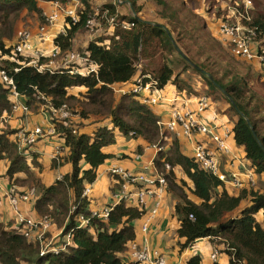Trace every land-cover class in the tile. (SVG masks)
Listing matches in <instances>:
<instances>
[{
	"label": "trees",
	"instance_id": "obj_1",
	"mask_svg": "<svg viewBox=\"0 0 264 264\" xmlns=\"http://www.w3.org/2000/svg\"><path fill=\"white\" fill-rule=\"evenodd\" d=\"M38 1L0 0V72L13 81L19 95L14 98L12 87L0 76V162L7 163L4 175L17 188L14 189L17 197L34 192L32 201L38 223L47 221L49 227L40 241L35 231L17 225L16 216L8 225L0 221V264L129 263L132 258L131 250L129 256L130 245L136 239L135 222L146 214L145 207L129 206L126 200H118L117 193L114 204L101 209L102 214L97 212L94 215L96 212L90 209L89 196L84 195L86 188L97 180L99 168L112 158L105 149L116 143L117 132L130 138H143L152 146L164 148L155 165L163 172L166 189L180 199L175 211L180 222L177 236L185 240V244H181L182 250L210 237L214 247H224L222 252L229 257V264H264V92H258L252 86L251 71L239 70L209 31V26L227 17V9H222L220 4L214 8L216 0H148L159 7L158 17L164 22L163 26H156L128 13L122 14L116 2L100 5L95 16V0H79L78 21L68 17L64 33L55 39L59 53L55 56H25L16 51L17 43L12 42L18 39V21L24 20L28 14L30 20L50 25ZM47 1L65 3L69 0ZM128 1L134 13L141 17L142 6L137 0ZM239 1L242 0L230 3L234 6ZM253 2L254 9L249 11L251 20L243 22L251 28H258L259 40L264 43V2ZM193 11L208 18L198 17ZM93 17L99 24L114 27L112 35L97 36L80 52L81 58L95 65L97 70L81 74L79 58L65 59L67 68L54 69L57 57L67 58L72 53L73 40L79 32L87 29V23ZM111 19L113 23L110 24ZM123 23L133 26L124 29ZM173 40L192 62L212 76L214 83L179 54L181 61L199 73L238 117L234 139L236 145L244 149L248 167L259 178L257 189L243 186L238 192L230 193L224 182L183 153L175 136L169 140L171 133L166 131L162 135L159 118L151 106L142 103L137 95L115 91L135 83L140 62L153 61L158 55L168 60L172 53H177ZM221 55L223 62L217 57ZM169 63H164L157 74L153 69L151 78L158 82L160 90L173 84L182 91L180 74L176 76ZM253 63H259L264 75V62ZM46 65L49 68L46 69ZM40 66L45 67L40 69ZM140 71V76H150L147 75L149 70L143 68ZM116 85L121 86L114 88ZM81 87L87 90L86 93H70L71 89ZM115 94L120 98L117 99ZM22 106H26L27 111ZM63 108L71 116L56 117L51 121L53 136L64 139L68 154L54 158L52 168L67 164L71 165V171L47 185L38 176L43 168L40 154L33 151L37 141L34 144L25 141L29 133L23 132L22 128H13L8 120L17 111L23 116L43 111L51 119L54 110ZM94 117L97 118L94 124L98 126L88 132L85 121ZM107 119L111 127L99 126ZM176 168L182 169L191 181V187L185 181L177 182ZM114 178L112 193H116V188L125 182L120 175ZM186 186L198 203L188 199ZM243 202L249 204L242 208ZM239 211L234 219L231 214ZM259 213L262 221L256 218ZM51 225L54 227L50 229ZM57 230H62L60 237L52 246L48 245V239L54 237ZM201 261L199 256L193 257L187 264H201Z\"/></svg>",
	"mask_w": 264,
	"mask_h": 264
},
{
	"label": "crops",
	"instance_id": "obj_2",
	"mask_svg": "<svg viewBox=\"0 0 264 264\" xmlns=\"http://www.w3.org/2000/svg\"><path fill=\"white\" fill-rule=\"evenodd\" d=\"M216 1H217V5L214 6L216 9L218 8V4H220L222 9H227L229 6L232 5V3H230V0L228 1L227 0L225 1L216 0ZM39 2H43V4H39ZM106 2H110V3L116 2L119 6L118 11L121 12L122 14L128 13L135 17L138 16L134 13L133 8L128 0H95L94 1L95 6L93 8H95L96 14H98L99 12V6L102 4H105ZM137 2L139 6H142L141 17L138 16L140 20H143L151 24H158L161 26L164 25V22L161 21L158 17L159 7L157 9L156 14H157V17L160 23L150 22L149 17L156 16L155 14H153L155 7L150 4L153 2L148 1V0H137ZM80 3L81 2L79 0H71L65 3L58 2V1H47V0L38 1V5L42 9L43 14L47 17V20L50 22V25H40L39 23L35 21H30L32 23V26H34L36 30L35 37H37V35L39 34L38 28L40 26L41 28H45V35H44L45 40L42 42L39 41L38 38H35V40H33L37 42L40 46L45 47L44 49L41 50V52L37 51V53L45 55V56H48V54L56 53L57 50H56V45H55V39L60 34L64 33L67 27V23L65 20L66 18L69 17V15L67 14V11H73L74 15L77 16L78 9L81 6ZM153 4L157 6L155 3ZM204 4L205 6H207L206 3ZM197 13L199 14V12ZM199 15H201L200 17L202 18L205 17V15L203 16V14L201 13ZM53 16L57 17L56 21L52 19ZM205 18H208V16H206ZM108 22L110 24L113 23L112 19ZM215 25L216 24H212L211 25L212 27L209 26V31L214 37V39H216L217 42H220L221 39L219 35L215 32L216 31ZM99 27L100 28L98 29L97 33L94 36L86 29L85 31L79 32L77 37L73 40L72 53L78 54L79 59H80L79 60L77 56V59L79 60L78 65L80 66L79 72H82L81 74L83 75L86 74V72H88V67L92 68L95 71L97 70V67L91 64L89 61L82 59L80 52L82 50H85L88 44L91 43L93 39H96L97 36L101 37V36L112 35L114 32V27H112V25L110 26L109 24L107 25L106 23H104L103 25L100 23ZM164 27L166 28L167 31H169L166 25ZM14 40L12 42L16 43V38ZM12 42H8V43H12ZM65 59L66 58L64 56L57 57V60L54 63V69H63L64 67L67 68L68 63L65 61ZM139 64H138V68L142 70L143 63L140 62ZM140 70L136 78H134L135 80L140 76L141 74ZM147 75H150L151 77L150 72H147ZM119 86L121 85H116L114 86V88H117ZM171 89L173 90L172 95H169L168 93H166L164 89L161 90L160 91L161 94L160 92L159 94L161 97H163V99L156 106H151L152 110L158 116L159 120L160 121L162 120L165 123H167L171 119L174 109H180V110L185 109L186 110L189 108L191 110H195L197 108L198 98L202 95H206V94L198 93L196 91H191V92H185L184 90L179 91L176 85L171 86ZM117 90L118 89H115L116 92ZM86 91L87 90L85 88L81 87V88L71 89L70 93L80 95V93H86ZM115 96L117 99L120 98L119 94H115ZM174 97H176L175 102L171 101L170 99V98L173 99ZM23 102L25 103V100H23ZM220 107L224 109V113H225L227 110V106L225 107L222 106L220 102L218 103V106H216L215 103L213 102L212 108L207 111L208 113L206 112L207 114L206 113L202 114L201 118L203 119V121H206L209 124L219 125L220 131L222 129V133L224 136L226 135L225 130L229 129L231 132L230 135H232L234 138V126H235L236 121H234L233 119L229 120L221 111H220L221 114L220 113L218 114V110ZM13 115H14L13 118L9 119L8 122L11 124L13 128H16V129L22 128L23 132L26 131L27 134L33 133L38 128L42 129L44 132H48V131L52 132L51 130L54 129V125L51 122L50 118L43 111H40L37 113H30L27 116H23L22 114H20L19 111H17V112H14ZM17 117H20V118H17ZM94 119L95 117L91 120L88 119V121H85V124L88 125L86 131L93 132L97 128L98 124H93L95 121ZM78 122H82V120L78 119ZM231 122L232 124L234 123L232 126L230 124ZM99 126L111 127L110 120L107 119L103 121ZM230 135L228 136V138L230 137ZM175 137L178 139L179 143L182 145L183 153L187 155L188 157H191L192 156L191 153L193 150L192 144L181 136H175ZM121 138H123V141L126 139H130V137H126L122 135L121 133L117 132V139L114 145L118 144ZM172 139H173V136H170L169 140H172ZM196 142H201L205 144L206 147L209 148L210 150H213V151L217 150V145L211 142L210 139L205 138L204 136L198 135L196 138ZM33 146L35 147L33 148V151H37L40 154L39 161L41 162L43 169L41 173L39 172L40 174L38 173V176L42 178V181L45 184L50 185L55 180H59L60 178L63 177L64 174L71 171V165H67V164L61 166L58 169L52 168V163H53L54 158H56L59 155L63 157L68 154V149L64 148V139L58 136L50 135L49 137L45 139L39 140ZM226 147L228 148V152L226 153V156L222 155L220 157L221 169L225 173H229V172L238 173L239 168H240V163L243 162V160H246L244 149L236 145L235 139H233V141L231 142H228V143L226 142ZM105 152L107 154H111L112 158L107 160L106 163L99 168L97 180H99L103 175H107L108 177H110L111 180L113 179V181L109 185L110 192H109V198L107 200L105 199L106 196H103L99 201H96L97 199H93V200L90 199L93 203V204H90L91 211H94L96 213L100 212L99 214H102L101 211L107 205L109 207L110 205L114 204L115 194L117 193L122 194L125 191H127L128 193H133L135 191H138L137 184L126 182L124 186L120 184L119 185L120 187L116 188L118 189L116 193L114 192L112 193V186L116 182V180L114 179V176L116 175H112L110 173L111 169L121 168L123 170L129 171L133 175L147 173L150 176L154 175L158 177L163 174V172H160L156 168V165H155V162L157 161L156 159L158 158V153L160 151L158 152L156 146L150 145L143 138L135 139L134 146L129 151V153H121L120 151H111V150H107V148L105 149ZM121 157L126 158V159H131L133 161L134 166L131 167V166H128L127 164L121 165L120 161L118 160ZM6 169H7V163L4 161L0 162V221L8 225L9 221L16 216L10 204L8 195L13 189H17V188H15L14 185L10 184L9 178L5 177L4 174L6 172ZM175 172H176L178 183L181 181H185L186 184H188V186L191 187V181L187 178V176L184 174L181 168H176ZM255 177L257 179L256 175ZM243 179H246V177H243ZM258 180L259 178L257 179V182ZM262 180L264 181V177H262ZM257 182L253 186L255 189L258 188ZM155 191L156 192H154V194L146 197V200H145L146 201V204H145L146 214L141 219L135 222V224H137L138 229L135 226L136 239L133 243L136 244L141 249L144 247H148L151 249L152 244L150 245V239H149L150 233L162 234L163 235V245H162L161 250L157 249L159 251L158 253L164 257H166L169 254H173L175 256L179 255V258L176 260L168 259L167 260L168 264H187V262L190 260V258H187L190 253L189 248L192 245L185 248L184 250L181 249V244L182 245L185 244V240H180L177 236V230L180 225L178 216L176 215V211H175L177 202L173 206V209H172L173 214L170 215L168 213L169 200L164 198L166 194L170 199H172V197L174 198L176 197L168 190L165 191V188H164V191L162 192L157 191V190ZM188 193L194 197L195 200H192V201L198 203V199L193 195L191 191H189V189H188ZM91 194H92V190H91L90 195ZM157 202H160V205L157 208L156 212L152 213L151 211L155 208V205ZM127 203L129 206L134 207L135 205H137L136 197H133ZM33 206H34L33 201L31 203H21L19 209L24 215H26L30 219L38 221L37 220L38 216L36 215ZM1 208L4 209L3 212ZM257 219L259 221H262V216L261 218H257ZM146 223L148 224V231L143 232L142 228L144 224ZM11 225L13 226V223ZM166 225H169L170 227L168 228V226ZM51 227H54V226L51 225L50 229ZM164 227H165V230H163ZM61 233H62V230H57L54 237L51 236L48 239V245L52 246V244L55 243L57 239L60 237ZM176 246H178V248ZM163 248H167V250L164 252ZM223 248L224 247L222 246H218V247L213 246V250L211 251V255H210V259H211L210 264H215L214 263L215 261L212 259V255L214 253L217 254L216 262H218V264L221 258H224V261H225L224 264H229L230 259L225 253L222 252ZM130 250H131V245L129 249V256H130ZM180 250H182L183 252H181ZM193 257H198V256H193ZM128 264H133L132 258H130ZM201 264H209V263L207 261H201Z\"/></svg>",
	"mask_w": 264,
	"mask_h": 264
},
{
	"label": "built area",
	"instance_id": "obj_3",
	"mask_svg": "<svg viewBox=\"0 0 264 264\" xmlns=\"http://www.w3.org/2000/svg\"><path fill=\"white\" fill-rule=\"evenodd\" d=\"M71 1V0H69ZM234 6H229L227 8L228 15L225 19L219 20L215 25V32L219 35L221 40L229 44L232 53L240 59H244L248 62H264V43L259 40V33L258 28H251L247 26L243 21H250L251 16L249 14L250 10H253V1L252 0H242L233 4ZM243 7V9H241ZM69 17H71L74 21H78V16L74 15L73 11H69ZM97 16V14H95ZM54 17V16H53ZM52 17V19H53ZM88 31L93 34V36L97 33L98 29L100 28L98 25V20L95 17L90 19L87 23ZM133 24L123 23L122 27L124 29L131 28ZM98 28V29H97ZM45 28H41L40 32H44ZM26 30H19L18 31V42L21 38L24 37L23 44L16 45V51L22 55H26L27 51L31 49L30 44L28 43L30 37L27 35ZM41 40H44L43 33L40 35ZM56 53L52 55H56L59 53V49L56 47ZM35 57L40 55L39 53H35ZM32 56V55H31ZM78 54L69 53L67 56L68 61L78 60ZM79 58V56H78ZM33 63H36L33 61ZM45 66H40V69H43ZM49 66L46 65V69ZM88 71L95 72L92 68H89ZM0 76L2 77V81L12 87V95L14 98H18V93L14 87L13 81L7 78L4 72H0ZM149 78V82L145 83V79ZM161 90L158 88V82L153 80L150 76H140L136 79L135 83H133L129 88L126 87L125 89H118L117 93L125 94H134L137 95L140 101L144 104H148L150 106H156L160 103L161 100ZM160 92V94H159ZM176 97H174L171 101L175 102ZM213 106V101L208 95H202L198 98L197 101V108L195 110L191 109H174L172 113L171 119L165 123L162 120L158 121V124L161 127L162 135L164 132H171L174 133L176 136H181L188 140L192 146L193 150L191 153V157L204 169L206 172H210L216 177H218L224 183H230L231 186H235L238 188L240 187L242 182L236 186L235 183L238 181V176L241 177L240 174L242 173L240 163V168L238 173H225L221 169V159L222 155L226 156L228 152V148L226 147V139L231 134L230 130H225V138H222L220 134V126L216 124H209L206 121H203L201 118L202 114H205L208 110H210ZM186 107V106H185ZM16 107L15 109H18ZM24 111H27L26 106H22ZM71 116L70 112L67 111L65 108L61 109L60 111H53V118L60 117V118H68ZM52 122V121H51ZM223 128V127H222ZM222 130V129H221ZM53 132H44L42 129L38 128L33 133L29 134L28 137L25 138V141H28L30 144L36 143L41 139H45L50 135L53 136ZM198 135L204 136L205 138L210 139L211 142L217 145V150L213 151L206 147L205 144L201 142H196V138ZM158 148V147H156ZM159 151L163 150L164 148L159 147ZM227 149V150H226ZM167 169H170L169 165H166ZM110 173L112 175H120L125 182L123 186L127 183L137 184L138 191L133 193H128L125 191L122 194L118 195V200L127 201L129 202L133 197L137 199V205L139 208L145 207L146 204V197L154 194L157 191H164V186H166V179L163 175L158 177L154 175H148L147 173H141L137 175L131 174L129 171L123 170L121 168H113L111 169ZM91 193V189L89 187L86 188L84 195L89 196ZM33 194L29 193L27 195H22L17 197L15 190L13 189L10 194L8 195L10 204L16 214L17 225H24L27 227L30 232L35 231L37 234V239L40 241L43 240V237L46 233V230L49 227L47 221H34L29 217L25 216L19 209L21 202L28 203L33 200ZM19 198V199H18ZM31 200V201H30ZM160 202H157L155 208L151 211L155 213L157 208L159 207ZM97 213H94L96 215ZM190 219H194L193 216H190ZM84 223H87L83 220ZM42 230V231H41ZM143 232L148 231V224H144L142 228ZM28 233L26 236L28 237ZM131 256L133 260V264H163L160 257L161 256L157 252L151 251L150 248L144 247L139 248L136 244L131 245ZM212 259L216 262L217 261V254L214 253L212 255ZM242 264V263H241Z\"/></svg>",
	"mask_w": 264,
	"mask_h": 264
},
{
	"label": "rangeland",
	"instance_id": "obj_4",
	"mask_svg": "<svg viewBox=\"0 0 264 264\" xmlns=\"http://www.w3.org/2000/svg\"><path fill=\"white\" fill-rule=\"evenodd\" d=\"M230 1H233V0H230ZM256 1L257 2H264V0H256ZM39 4H43V2H39ZM150 4L155 7V9L153 11V14H155L156 16L155 17L154 16L149 17V21L150 22L160 23V21H159V19L157 17V14H156L158 7L155 6L153 3H150ZM253 8H254V2H253ZM192 10H194V9L192 8ZM68 12L69 11H67V14L69 15ZM193 13L196 14L198 17L201 16V15H199L195 11H193ZM25 14H26V12H25ZM23 17H24V15H23ZM27 17H28V14H26V18L24 20H21L20 19L18 21L17 31H19V30H26L27 31L26 32L27 35L30 37V40H29L28 43L30 44L31 49L27 51V53H26L25 56H27V55L28 56L29 55L35 56V53L37 51H40L41 52V50L44 49L45 47L40 46L37 42H35L33 40H35V38H38L39 41H41V42L44 41L45 39L44 40H41L40 35L43 33V36H44L45 35V30H44V32H40L39 33V30L41 29V26H40L38 28V33L39 34L37 35V37H35L36 30H35L34 26H32V23L30 22L32 20H30ZM53 20L56 21L57 20V17L54 16L53 17ZM65 20H67V18ZM98 25L100 26L99 22H98ZM17 34H18V32L16 33V35ZM23 40H24V37L21 38L19 42H18V39H16V43H19V45H21V44H23ZM218 43L224 49V50L222 49L223 52H224V54L229 55L231 58L234 59V60L233 59H231V60L235 63V66L239 70H241L242 72H244V71H249L250 72L251 71V73L253 74V79L251 81L252 86L258 92H264V89H262V87H261V85L263 84L262 82H264V75L261 74V72H260V69H259V66H258L259 63L255 64L253 62H248V61H246L244 59L237 58L232 53L229 44L224 43L222 40L220 42H218ZM176 52L177 53H172V55L168 59L169 61L165 58V56L158 55V56H156L154 58L153 61L152 60H149V62L148 61L147 62H143L142 68H145V70H149L150 73H153L152 71L154 69L155 70L154 73L157 74L156 72L159 71V69L164 65V63H169L170 62L169 63V66L173 69L175 75L176 76H179V74H180V79H179L180 80V85H182L183 90L185 92L196 91L198 93H202V94L208 95V97L211 98V100L215 103L216 106H218V103L219 102L222 104V106H224V107L227 106V110H226L225 113H224V109L222 107H220L219 110H218V114L219 113L221 114V112H222L229 120L233 119L234 121L237 122L238 117L230 109L231 107H229V109H228V103L223 99V97L215 89L210 88L208 86L206 80L199 73H197L194 70H192V68H187L186 64L183 63L181 61V59L179 58L180 55H179L178 51H176ZM48 55H52V54H48ZM217 57H218L219 60L222 59V55L220 57L219 56H217ZM204 60L205 59H203V61ZM221 62H223V61L221 60ZM152 64H154L153 67H152ZM0 66H1V62H0ZM171 86H173V84H169V85H167L164 88V91H166V93H168L169 95H172L173 94V90L171 89ZM162 99H163V97H161V100ZM170 99L172 100V98H170ZM94 120L96 121L97 118H95ZM230 124L232 126L234 123L232 124V122H231ZM234 128H235V126H234ZM51 131L53 132L54 129H52ZM169 133H171V132H169ZM171 134H172V136H176L174 133H171ZM219 135L222 138H225L224 135H223V133H222V130H221V132H220ZM50 139H52V138H50ZM135 139H138V138H130V139H126L124 141H123V138H121V140H120V142L118 144L108 147L107 150L120 151L121 153H129V151L134 146ZM233 139H234L233 136L230 135V137L226 139V142L227 143L228 142H231V141H233ZM157 150L159 152V149L158 148H157ZM118 160L120 161V164L121 165L127 164L128 166H131V167L134 166L133 161L131 159H126V158H122L121 157ZM244 162H245V160H243V162H241L242 163V166H241V170H240V171H242V173H240V174H243V175H241V177L238 176V178H239L238 181L233 182V183H235L236 186L239 184V182H242L241 185H240V187L238 186V188H237L235 186H231L230 183H225V188L230 193H236V192H238V190L240 188H242L243 186L250 189L257 182L258 177L256 179L254 173H252L251 167H248V163H246V162L244 163ZM243 177H246V179H243ZM112 181H113V179L111 180L110 177H108L107 175H103L99 180H96L93 184L89 185L88 187L92 190V194L89 195V200L90 199L91 200L97 199L96 201H99L103 196H106L105 199L107 200L109 198V192H110L109 191V185L112 183ZM164 188H165V191H166L167 190L166 189L167 187L164 186ZM185 191H186V194L188 196V199L195 200L194 197L191 196L188 193L187 186L185 187ZM175 197L176 198L172 197V199H170L167 196V194L164 197V198H166V199L169 200L168 213L170 215L173 214L172 213V209H173L174 204L176 202H179V200H180L176 195H175ZM33 199H34V197H33ZM91 200H90V202H91V204H93ZM247 204H249V203L248 202H243L242 208H243V206H246ZM134 207H138V205H135ZM1 209H2V212H3L4 209L3 208H1ZM239 213H240V211L239 212H235V213H233L231 215H233V217L235 219L239 215ZM261 216H262L261 213H259V214L256 215V218H261ZM230 219L231 218H229L228 221ZM135 226L137 228V224H135ZM166 226H168V228L170 227L169 225H166ZM165 227H164L163 230H165ZM149 239H150V245L152 244L151 251L158 253L159 251L157 249L161 250L162 245H163V235L162 234H156V233H150ZM209 240H210V237H208L206 239L198 240L194 244H191L192 246L190 245L191 246L189 248L190 249V253H189V255H188L187 258H190L191 259V257H193V256H200L201 259H202V261H207L210 264V262H211L210 255H211V251L213 250V246H212V243ZM176 247L178 248V246H176ZM163 249H164L163 250L164 252L167 250V248H163ZM180 251L183 252L182 250H180ZM166 257H164V256L163 257H160V259H161V261H162L163 264H168V262H167L168 259H171V260L178 259L179 258V255L175 256L173 254H169ZM224 262H225L224 261V258H221L219 264H224ZM214 263L215 264H218V262H214Z\"/></svg>",
	"mask_w": 264,
	"mask_h": 264
},
{
	"label": "water",
	"instance_id": "obj_5",
	"mask_svg": "<svg viewBox=\"0 0 264 264\" xmlns=\"http://www.w3.org/2000/svg\"><path fill=\"white\" fill-rule=\"evenodd\" d=\"M136 18L137 19H139L140 20V18L138 17V16H136ZM154 25H156V26H160V25H158V24H154ZM173 44H174V46H175V48H176V50L178 51V53L180 54V56L182 57V58H184L191 66H193V68H195L196 70H198L199 72H201L202 74H205V75H207L209 78H210V80L214 83V79L212 78V76L210 75V74H208L205 70H203L202 68H200L198 65H196L194 62H192L183 52H182V50L177 46V44L174 42V40H173ZM250 123V122H249ZM254 132V131H253Z\"/></svg>",
	"mask_w": 264,
	"mask_h": 264
}]
</instances>
